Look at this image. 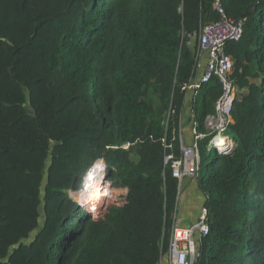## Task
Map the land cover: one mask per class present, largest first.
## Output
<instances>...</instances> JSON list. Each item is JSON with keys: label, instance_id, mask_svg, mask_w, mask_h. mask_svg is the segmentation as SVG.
Masks as SVG:
<instances>
[{"label": "trees", "instance_id": "16d2710c", "mask_svg": "<svg viewBox=\"0 0 264 264\" xmlns=\"http://www.w3.org/2000/svg\"><path fill=\"white\" fill-rule=\"evenodd\" d=\"M219 1L243 20L225 47L235 146L198 142L209 233L195 264H264V0ZM214 2L0 0V264L159 263L179 193L163 160L179 155L189 37L219 18ZM221 95L215 77L201 87L198 131ZM99 158L121 192L94 215L67 191Z\"/></svg>", "mask_w": 264, "mask_h": 264}, {"label": "built area", "instance_id": "2783aa9c", "mask_svg": "<svg viewBox=\"0 0 264 264\" xmlns=\"http://www.w3.org/2000/svg\"><path fill=\"white\" fill-rule=\"evenodd\" d=\"M214 6L219 18L201 27L197 37V48L193 51V77L182 86L185 92V99L187 96H190L192 103L201 87L209 83L213 77L217 79L221 86L222 95L214 105V114L208 115L203 122L205 127H209L212 129L211 131H216L212 137H210L212 135L211 133L207 135L210 137L207 150H210L212 147H217L211 145V140L215 138L217 134H223L230 142L228 146L224 145L220 146L222 148L218 147L220 150L230 149L235 145L232 137L223 133L231 122L230 111L235 97V87L230 79L233 61L231 56L226 53L225 47L228 42H236L241 38L243 26V20H234L226 16L219 0H215ZM189 117V143L184 141L181 135L180 125L179 155L175 156L171 153L165 155L163 160L164 166L169 165L172 177L178 182L179 193L183 185L189 182H196V188H198L197 180L200 166L198 142L206 137L203 135V132L198 131V122L195 120L192 105L189 108ZM163 142L166 148L165 141L163 140ZM131 145L130 142H125L119 146H112L111 148L126 150L130 148ZM106 165L105 160L99 158L94 163V170L96 172L101 171L106 173ZM78 200L79 204H81L80 198ZM92 207L93 206H91V208ZM101 208L102 203L100 204L98 212H93L92 210L89 212L97 215L101 212ZM208 233L207 209L203 204H201L198 209L195 221L189 226L182 227L178 224V214L176 210L173 214V228L169 248L163 257L164 262L166 264H195L199 256V253H196V248L200 246L202 238H205Z\"/></svg>", "mask_w": 264, "mask_h": 264}, {"label": "rangeland", "instance_id": "374dc122", "mask_svg": "<svg viewBox=\"0 0 264 264\" xmlns=\"http://www.w3.org/2000/svg\"><path fill=\"white\" fill-rule=\"evenodd\" d=\"M197 37L198 35L196 36H191L189 37V44H190V49L192 50V52L194 50H196L197 48ZM149 96L151 98V101L152 103L154 104L155 107L159 106V100L158 98L153 94V91L150 90L149 91ZM166 124V122H165ZM212 129H210L209 127H205L204 126V132H203V135L207 136L208 133H211V134H214L216 133V131H211ZM226 131V128L225 130L223 131V133H225ZM235 143V142H234ZM233 143V144H234ZM235 146V145H234ZM97 160V159H96ZM96 160L91 164V166L87 169V171L83 174V176L81 177V185L80 187L77 189V190H68L67 191V194L69 196V198H71L74 202H77L78 205H80L81 207H84L86 208V211H93V212H98L99 211V207L96 205H94L93 203L91 202H85V203H81L79 204V198L82 197L83 194H86L88 193L89 191V188L93 185V182L94 181H97L98 182V185H99V190L101 191V195L99 194V197L101 196H106V192L108 191V194H107V198L104 199L102 201V208H101V211H105L107 206L109 205H113L115 204L117 201H118V193H120L121 191L116 189V190H113V182L112 180L108 179L107 177V174L105 172H96L94 170V163L96 162ZM106 163V162H105ZM49 165V162H47L46 166ZM204 166H202L203 168ZM107 169V165L105 167ZM105 170V169H104ZM106 171V170H105ZM95 174L93 176V174ZM98 176L96 179H95V176ZM100 182H102V186L100 187ZM92 184V185H91ZM107 185V187H104L103 188V185ZM109 186V187H108ZM103 190H102V189ZM109 189V190H108ZM41 196H43V193L41 192ZM100 199V198H99ZM81 200V199H80ZM90 203V204H89ZM93 206L91 208V206ZM176 211V210H175ZM175 213V212H174ZM36 234V231H33L30 233L29 235V238L25 240V243H28L32 240V238L34 237V235ZM169 248V247H168ZM200 246L196 248V253L198 254L200 251ZM168 251V249H167ZM166 251V252H167ZM166 253L163 254V256L160 258V261L158 264H160V262H163V257ZM163 264V263H162ZM165 264V263H164Z\"/></svg>", "mask_w": 264, "mask_h": 264}, {"label": "crops", "instance_id": "0c3cea01", "mask_svg": "<svg viewBox=\"0 0 264 264\" xmlns=\"http://www.w3.org/2000/svg\"><path fill=\"white\" fill-rule=\"evenodd\" d=\"M192 99L187 96L182 107L181 113V135L184 141L189 143L190 131H189V108L192 105ZM196 182H189L184 184L177 200V214H178V224L182 227L189 226L192 224L198 214V209L202 204L203 196L200 190L196 188ZM164 264L161 262V264ZM166 264V263H165Z\"/></svg>", "mask_w": 264, "mask_h": 264}, {"label": "bare ground", "instance_id": "6f19581e", "mask_svg": "<svg viewBox=\"0 0 264 264\" xmlns=\"http://www.w3.org/2000/svg\"><path fill=\"white\" fill-rule=\"evenodd\" d=\"M230 144V142L228 141V138L227 137H224L223 134H217L215 135V138H213L211 140V145L212 146H217V147H220V146H228ZM222 148V147H220ZM93 174V173H92ZM95 174H93L94 176ZM98 176L96 175L95 176V179L97 178ZM102 182H100V187L102 186L101 184ZM92 185V184H91ZM104 187H107V185H103V188ZM102 189V188H101ZM103 190V189H102ZM109 190V189H108ZM108 194V191L106 192ZM99 194L101 195V191L99 190V185H98V182L97 181H94L93 182V185L89 188V191L88 193L86 194H83L82 197H80V201L81 203H85V202H91L93 203L94 205L97 204V206L99 207L100 204L102 203V201L104 199L107 198V194L106 196H101L99 197ZM100 198V199H99ZM90 204V203H89Z\"/></svg>", "mask_w": 264, "mask_h": 264}, {"label": "water", "instance_id": "95a60500", "mask_svg": "<svg viewBox=\"0 0 264 264\" xmlns=\"http://www.w3.org/2000/svg\"><path fill=\"white\" fill-rule=\"evenodd\" d=\"M214 134H212L210 137H212Z\"/></svg>", "mask_w": 264, "mask_h": 264}]
</instances>
